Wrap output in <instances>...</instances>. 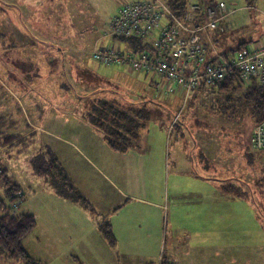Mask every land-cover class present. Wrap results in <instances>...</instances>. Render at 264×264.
Returning a JSON list of instances; mask_svg holds the SVG:
<instances>
[{
  "label": "rangeland",
  "instance_id": "rangeland-1",
  "mask_svg": "<svg viewBox=\"0 0 264 264\" xmlns=\"http://www.w3.org/2000/svg\"><path fill=\"white\" fill-rule=\"evenodd\" d=\"M50 1L54 3H42L46 6H41L34 21L29 17L41 0H0V165L10 183L24 194L23 200L8 204L11 212L31 214L36 219L35 230L23 241L30 257L39 264H156L162 255L171 253L178 264H264V151L247 158L243 151L246 142L242 145L222 132L227 136L222 142L229 153H222V159L226 154L235 160L241 157L246 163L254 159L248 167L254 173L247 174L244 181L249 191H254L256 202L247 200L249 205L242 210L241 202L235 199L232 206H225L228 199H221L218 192L213 194L212 182L189 172L192 150L196 151L193 139L199 131L195 124L209 119L211 127L232 124L236 130L238 126L222 123L217 115H205L202 107L223 98L208 94L197 105L195 98L184 102L178 96H154L152 75L139 79L126 68L110 69L94 63L92 46L105 34L107 21L125 0ZM212 1L226 5L231 12L228 20L233 23L229 31L238 30L236 36L226 39L227 49L244 42L264 46V0ZM46 18L50 23L44 25L41 21ZM55 18L63 21L59 26L65 31L62 41L53 42L62 49V56L55 51L42 55L45 51L35 47L26 31L44 34L48 29L50 36L57 38ZM82 32L86 35L84 48L77 47L82 45L78 36ZM39 56L46 63L53 58L57 65L52 69L47 65L44 70ZM18 61L26 70L31 68L30 72L24 74ZM98 96L136 105L145 102L148 114L139 121V135L130 151L110 150L101 134L84 120L89 103ZM7 135L16 138L2 146ZM5 189L0 178L2 199ZM124 193L169 206V211L160 214L159 223L161 238L166 241L158 243L153 257H145L137 247L124 254L129 244L139 246V242L121 240L112 248L97 230V222L110 207L125 204ZM142 205L132 202L127 209L144 213ZM138 219L129 230L143 237L147 230L144 223L150 228L151 222L153 226L156 222ZM118 221L123 237L128 238V221L124 215ZM144 243L153 251L154 242ZM0 264L23 263L0 252Z\"/></svg>",
  "mask_w": 264,
  "mask_h": 264
},
{
  "label": "built area",
  "instance_id": "built-area-1",
  "mask_svg": "<svg viewBox=\"0 0 264 264\" xmlns=\"http://www.w3.org/2000/svg\"><path fill=\"white\" fill-rule=\"evenodd\" d=\"M230 14L224 3L202 6L189 0L176 15L163 0H125L107 21L105 34L94 42L90 58L104 68L152 75L155 91L178 95L184 102L200 85L221 84L232 69L243 84L264 83V46L227 53L216 48ZM128 39L149 44V50H129L123 43ZM250 146L264 150V121L253 128Z\"/></svg>",
  "mask_w": 264,
  "mask_h": 264
},
{
  "label": "trees",
  "instance_id": "trees-1",
  "mask_svg": "<svg viewBox=\"0 0 264 264\" xmlns=\"http://www.w3.org/2000/svg\"><path fill=\"white\" fill-rule=\"evenodd\" d=\"M44 1L47 3H54V1L50 0H43L36 8L35 14L31 15L29 18L35 21L38 15V12H41V6H46L42 4ZM166 5L176 14L180 15L183 9L185 8L186 4L189 0H163ZM251 3L255 2L256 0H249ZM195 2L201 4L202 6H206L209 2H213L212 0H195ZM41 9V10H40ZM49 11V9H48ZM47 11V12H48ZM43 12V11H42ZM46 12V13H47ZM20 14V13H19ZM45 16H48L46 14ZM39 20V18L37 19ZM55 28L56 37L52 38L49 34L50 30H46L44 34L42 32H34L32 35L26 31V34L33 40L35 43V47H38L42 55L46 56L51 54L52 51L59 53L62 56V49L54 44L53 42L62 41L60 37L63 36L65 33L64 28L62 26V20L56 19ZM22 22V19H19ZM24 21V20H23ZM42 24L47 25L50 23L46 18V21H41ZM54 24V23H53ZM62 24V25H61ZM20 25V23H19ZM55 25V24H54ZM60 25V26H59ZM22 26V24L20 25ZM43 27V25H42ZM58 30V31H57ZM226 34V27L225 32L222 34L224 36ZM45 35V38L42 37ZM82 45L77 47L84 48L86 35L82 32L80 35ZM221 36V37H222ZM220 37V38H221ZM42 38V39H40ZM2 38L0 39L1 42ZM94 39L92 40V43ZM123 43L128 44L127 48L134 52L146 51L149 50V44L143 45L140 40L137 39H128L123 41ZM245 43L240 44L234 51L241 50V48L247 47L244 45ZM35 47L33 49H35ZM28 57V55H27ZM45 58L46 57H42ZM40 59V60H39ZM38 63L40 67L42 66L44 70H46L47 65L53 68L56 64L54 59L52 61H48L47 63L40 58L39 56ZM18 66L21 67V71L25 74L26 72H30L31 68L28 70L25 69V65L21 64L18 61ZM57 65V64H56ZM59 75V74H58ZM56 75V77L58 76ZM60 76V75H59ZM144 76V75H143ZM54 75L51 77V79ZM152 85V83H151ZM154 89V88H153ZM157 93H164L162 90L155 91ZM217 93L220 95L223 100L220 102L209 103L204 107L205 115H217L218 119L222 121V123L228 122V124L235 123L238 126L243 125L246 126H253L252 129L259 124L260 122L264 121V83H261L257 80H251L248 84H243L240 81L238 71L236 69H232L229 71L227 77L221 84L216 85L214 88H208L205 85H200L194 92H192L189 100L192 98L198 99L197 105H201L206 98V95ZM170 95L165 96L168 98ZM178 96V95H175ZM178 99V98H176ZM190 104H194L193 101L189 102ZM129 104L128 102L123 103L113 98H106V97H93L91 103H89L88 108L85 111L84 120L88 123L94 130L99 132L102 135V139L105 142L106 146L109 147L111 150L125 153L129 151L132 147V141L138 137L139 129L141 127V120H145L146 114H148L145 109L147 106L145 102L142 103ZM140 104V105H139ZM188 108H192L191 106ZM194 106V105H193ZM194 108V107H193ZM190 110V109H189ZM215 113V114H214ZM150 114V113H149ZM179 121V120H178ZM210 120L201 122V124L206 125L207 128L212 129V132L215 131L213 129H217L218 131H223L226 133L233 132L232 134L240 135L238 132V126L232 128V124L225 127L222 124H219L216 127H211ZM239 126V128H240ZM230 129L234 130L231 131ZM242 134L240 137H244ZM15 136H5L4 141L1 144L2 146H8L13 140ZM251 147V146H250ZM229 149V148H228ZM253 160V159H250ZM250 160L248 161L250 165ZM56 162V159H54ZM1 163V161H0ZM52 167V165H51ZM53 168V167H52ZM0 178L5 186L4 191V199L0 198V252L3 255L11 260H19L23 264H39L37 261H34L30 255L26 252L23 247V241L27 238L36 228V219L31 214L22 213L19 215H14L8 204H14L16 201L23 200L24 194L21 192V189L16 184H11L10 180L7 175V171L1 167L0 165ZM257 182V181H256ZM255 182V183H256ZM228 188V186H227ZM235 189V188H233ZM237 190V189H235ZM234 196H242L243 198L248 195V200L255 204L256 198L255 193L251 189L248 193H242L239 190L233 192ZM91 211H94L91 208ZM99 232L106 241V243L114 248L116 246V238L111 230V226L106 223L100 226ZM161 264H169L166 259L160 257ZM153 264V263H149Z\"/></svg>",
  "mask_w": 264,
  "mask_h": 264
},
{
  "label": "crops",
  "instance_id": "crops-1",
  "mask_svg": "<svg viewBox=\"0 0 264 264\" xmlns=\"http://www.w3.org/2000/svg\"><path fill=\"white\" fill-rule=\"evenodd\" d=\"M193 1H195V0H193ZM40 3L41 2L36 3L35 8H37ZM230 17L231 16H229L225 21L226 34L219 39L218 44L216 45L217 50L221 53L231 52L232 50L238 49L237 47L240 44H242V43H239L234 49H231V50L227 49L226 39H229V38L231 39L232 37L236 36V32L238 31V30H234L233 32L229 31V27L232 26L230 24L232 22H229V20H228ZM221 39H222V41L220 42ZM235 39L237 40V37ZM221 47H223V48L226 47V48L221 49ZM116 68H123V67H116ZM110 69H114V68H110ZM137 78L142 79V78H145V76L138 75ZM157 94L159 96L162 93L160 92ZM155 95H156V93H154V96ZM175 100H177V99H175ZM195 126H196L195 129L199 130V131L197 132V134L194 135V139H193L192 148H195L196 151L192 150V154H194V157H192V159H191L190 166L188 165L191 168V171H189V172H191L192 175L197 177L199 180H202L206 183L212 182V184L215 187L213 194H216L218 192L221 195V199H225V200L228 199V201L224 202L225 206H229V207L232 206V203H233L232 200L235 199V200L241 202V203H239L240 204V210L243 209L242 206L247 208V205H249V202L247 201L248 195H246L244 198L242 196L236 197L233 195V192H236L237 190H239L242 193L243 192L244 193L249 192V186L247 185V183L244 180L247 177V174H253L254 173L253 171L249 172L248 167L250 165H248V163H246V162H243L246 160L241 159V157H240V159L237 158L236 160L233 159L232 157H229V158L227 157V154H229L225 149V148H227V146H226V144L224 145V143L222 142L227 138V136L225 134H222L223 131L212 133V129L207 128L206 125L201 124V123L195 124ZM224 126L227 127L228 125H224ZM239 126H238V132L240 135H237L238 138H236V135L232 134L233 132L227 133V134H231L228 137L235 138L236 140H239L240 143H242V145L244 144V141H245L246 144L243 146V151L245 152L247 158H248V155H252L253 157H256L257 153H259V152L251 149V147H250V135H251V133H252L251 131L253 129L250 128L251 126L250 127L249 126L244 127L243 125H241L240 128H239ZM242 127L244 129H242ZM242 134H244L243 135L244 137L241 138L240 136ZM101 138H102V135H101ZM240 139H243V141H241ZM224 142H226V141H224ZM247 142H248V145H247ZM242 145H241V147H242ZM190 147H191V145H190ZM227 150L229 151V149H227ZM260 151H264V150H260ZM222 153H227L225 156H223V159L221 158ZM188 174L190 175V173H188ZM229 184H232L233 186L232 185L229 186ZM227 186H228V188H227ZM233 188H235L237 190H235ZM228 191H230V192H228ZM121 195H123L121 197L126 200L125 204L121 207L120 206H113V207L109 208L110 211H108L106 214L103 215L102 221L97 222V224H96L98 232H99L100 226L108 223L111 226V230H112V232L116 238V241H117L116 246L118 245L119 241H121V240H123L124 243H137V242H139V246L136 244H131V245L129 244V247H126L124 249V252H123L124 254L131 252V250H132L131 248L137 247L139 250L142 251V253H144L146 255L145 257L155 256V254H156L155 252L158 248L157 247L158 243H161L162 241L164 243L166 241V239L161 238V232L159 231V223H160V214H162L163 211H169V206H167V207L164 206L163 201H162V203L161 202L157 203V202H153L152 200L145 199V198H139V197H137L131 193H124ZM199 195L200 194L198 193L195 198L198 199ZM149 196H150V194H149ZM243 199H244V201H243ZM132 202H139V203L143 204L142 206L146 207V209L144 210V213H140L135 209L134 210L133 209H127L128 206ZM193 206L199 207L196 202H193ZM125 209H126V211H124ZM174 212L175 211H173V218H175ZM93 213L95 214V211ZM143 214H146L147 218L144 217ZM122 215H124L125 220L128 221L127 222V231H125L126 233H128V238L123 237V235L120 231L121 230L120 229L121 224L119 223L118 218H119V216H122ZM153 215L157 216L158 218H153ZM139 217H140V221H147L148 219H150V220L153 219L156 222V223H154V226H153V222H151L152 225L150 226V228L147 227V225L144 223V226L146 227L147 230L144 232L143 237L138 236L136 231H130L129 230L130 225L133 223V221L135 219L139 220L138 219ZM140 223H142V222H140ZM140 223L136 224V226L138 228L142 227V224H140ZM155 227H156V229H154ZM99 234H100V232H99ZM175 240H176V238L173 241H175ZM144 242H154L155 246H154L153 251H150V249H149L150 245H148V243H144ZM146 250H149L150 252L146 251ZM151 252H153V253H151ZM162 257L164 259H166L167 262L170 264H178L177 258L175 256H173L171 253L166 254V256L162 255ZM149 263H152V262H148V263H147V261L143 262V264H149Z\"/></svg>",
  "mask_w": 264,
  "mask_h": 264
}]
</instances>
